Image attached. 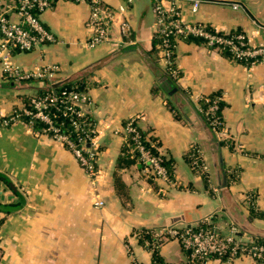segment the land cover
I'll return each instance as SVG.
<instances>
[{
    "label": "crops",
    "instance_id": "obj_1",
    "mask_svg": "<svg viewBox=\"0 0 264 264\" xmlns=\"http://www.w3.org/2000/svg\"><path fill=\"white\" fill-rule=\"evenodd\" d=\"M100 1L115 12L107 43H86L88 3L53 0L38 16L55 41L12 53L25 71L56 66L53 82L83 80L90 98L85 113L99 130L96 190L64 145L23 120L3 122L23 104V95L47 79L5 78L0 64V206L17 204L8 212L0 209V264H152L138 229L213 220L224 234L235 225L231 216L264 229V219L250 216L248 206L264 211V55L245 64L196 39H176L172 62L179 78L171 77L176 89L168 92L159 82L164 75L144 59L154 46V0ZM164 4L188 20L238 30L253 46L264 43V0H201L195 12L191 0ZM120 5L124 13L117 11ZM121 20L129 24L127 37L120 32ZM211 94L222 102L225 135L216 137L221 147L211 142L199 114L198 100ZM133 116L147 137L158 141L171 169L169 181L153 179L136 162L120 166L121 128ZM193 144L204 148L217 191L204 187L186 161ZM230 173L237 179L230 180ZM95 194L102 207L94 205ZM159 254L166 264L186 262L174 239L162 243ZM231 264L264 262L240 255Z\"/></svg>",
    "mask_w": 264,
    "mask_h": 264
},
{
    "label": "built area",
    "instance_id": "obj_2",
    "mask_svg": "<svg viewBox=\"0 0 264 264\" xmlns=\"http://www.w3.org/2000/svg\"><path fill=\"white\" fill-rule=\"evenodd\" d=\"M53 0H0V64L5 78L15 81H27L29 79H47L51 85L56 71V66H45L36 71L20 69L12 61L14 51H29L42 44L55 41L53 33L42 23L38 14L51 6ZM74 2H86L89 5V15L85 22L89 31L86 43L90 47L107 43L111 38V28L114 19V10L100 0H72ZM131 2V0H125ZM201 0H191L190 11L195 12ZM233 3V7H237ZM126 7L120 5L117 11L125 12ZM153 12L155 15L154 36L158 38L156 49L158 62L165 71L176 78L178 70L172 62V53L175 40L190 36L200 37L203 43L211 48L227 47L238 59H251L256 61L264 55V43L253 46L247 36L240 32L232 37H226L229 31H221L215 27L198 21H191L181 15L180 11L172 4L165 5L164 0H154ZM15 16V18H14ZM119 29L122 36H129V24L121 20ZM176 69V70H175ZM219 98H214L205 109L211 118L212 130L217 133L222 128L216 116L215 110ZM90 98L83 90H62L60 93H47L43 96H33L30 100L31 108L21 104L14 110L9 119L3 122L21 120L22 115L30 119H38L45 124L43 132L52 139L64 145L74 156L84 173L89 177L93 190L97 189L101 168L99 160V132L96 123L87 121L85 107ZM53 107L60 111L62 117L70 120V125L80 132V135L71 139L70 136L60 130L53 121L52 113L48 111ZM219 126V127H218ZM116 132V131H115ZM123 143L128 147L130 156L135 155V162L151 174L153 179L169 181V174L163 164V155L155 144H151L157 150L153 153L140 139L137 129L136 117H129L121 128ZM207 180L208 186L217 191V186L211 180V167L206 161L199 147L194 152L191 161ZM94 205L102 207L104 202L95 194ZM238 228L229 224L224 234H220L213 227H159L151 232V241L155 246L164 240H177L180 246L187 251L186 262L189 264L198 261L200 264H231L232 260L240 255H248L258 261L264 262V243L254 240L250 235H238ZM224 256V259L221 257Z\"/></svg>",
    "mask_w": 264,
    "mask_h": 264
},
{
    "label": "trees",
    "instance_id": "obj_3",
    "mask_svg": "<svg viewBox=\"0 0 264 264\" xmlns=\"http://www.w3.org/2000/svg\"><path fill=\"white\" fill-rule=\"evenodd\" d=\"M237 33H240V31L233 30V31H229L228 34H225L224 36L232 37V36L236 35ZM187 38L188 39L192 38V39H196L197 41L203 42L202 41L203 39L200 38V37H194V36L192 37V36H190V37H187ZM153 39H154L153 49L150 50V55L145 56L144 59L146 60L147 64H149V66H151L155 70L157 75L161 74V75L166 76L170 80L172 86L175 87L174 81L171 78V76L167 73V71H164V69L160 68L161 70H163V73L159 72L158 63H157L158 62V53H157V49H156V44L158 42V38L156 36H154ZM219 51L222 54H224L226 56H229L231 59H234V60H236L238 62H241V63H245L246 64V63L251 61V59L244 60V59L236 58L229 51V49L227 47H219ZM84 85L85 84H84L82 79L65 80V81H62L61 83H56V81H55L51 85H49L47 82L43 83V82L39 81L38 82V86L35 88V91L32 94L23 95L21 97V100H22L24 106H26L27 108H31L32 105L29 102H30V100H31V98L33 96H43V95H45L47 93H53V92L58 94L64 89L65 90H83L84 89ZM168 92H170V91H168ZM216 97L217 96L215 94L214 95L211 94V95L200 97V99L198 100V105H199L198 108H199V114L201 115L205 126L208 128V130L211 133V142L212 143L213 142H218L219 146L221 147V145H223V142L222 141H218L216 139L214 131L212 130V124H211V121H210L211 120L210 115L208 113H205V109L207 108L208 104ZM48 111L50 113H52V117H53L52 119L55 122V124H57L59 126L61 131H63L64 133L68 134L71 139L74 140L75 137L80 135V132L78 130L74 129L70 125V120L67 117H62L61 116L60 111H56L53 107H49ZM215 113H216V116L218 117V120L220 121V126L223 125L222 102L220 100H218V102H217V108L215 110ZM21 120H23L26 124L31 126L33 128V130H35L37 132H43V128H44L45 124L42 123L41 121H39L38 119H30L28 116L22 115ZM86 120L93 122L92 119H90L89 117H87ZM137 129H138V132L140 134V139L142 140V143L146 147H148L153 153H157L156 148L154 146H152L151 144L153 143L157 147L158 146V141L154 137H150V136L147 137L146 132L143 131L138 125H137ZM199 146H201V145L200 144L191 145L190 148L185 153V158H186V161L188 162V164L190 165L191 169L201 176L203 184H204V187H206V188L208 187L210 189V187L208 186V182H207L206 178L202 174H200V172L195 167H192V164H191V161H192V159L194 157V152H195L196 148L199 147ZM127 149H128L127 145L125 143H123L121 155L119 157L120 166H123L125 164H130V163L136 161L135 160V155L134 156H130V153H128ZM162 162L166 166L168 174H169V171H171V169L169 168V165H168L166 159L164 158V156H163V161ZM233 177L235 179H237L236 173H230V180ZM115 182L118 185L117 178L115 179ZM209 192H212V191L210 190ZM221 193H223V192H221ZM16 206H17L16 203H10L8 206L7 205L0 206V209L2 211L8 212L11 209L15 208ZM249 211H250L249 212L250 216L264 219V211H261L260 209L255 208L253 205H250ZM212 222H213V220L209 221V222H207L206 220H202V221H199V222L191 224V225H181V226H178V227H181V228L182 227H196V226L203 227V228L213 227L214 226V222L213 223ZM154 229H156V228H142V229H138L136 231V235H137L140 243H142V244L145 243L146 248L150 252L152 264H166V263H164L162 261V259L160 257L159 247H160V245L162 243H164V242H166L168 240H164L163 242L160 243V245L155 246L152 243V241H151V232ZM169 240H171V239H169ZM254 240L257 241V242H260V243H264V238H256V237H254ZM184 251L187 254V251L186 250H184ZM221 259H224V256H222ZM193 263L200 264L198 261H193V262H190L189 264H193Z\"/></svg>",
    "mask_w": 264,
    "mask_h": 264
},
{
    "label": "water",
    "instance_id": "obj_4",
    "mask_svg": "<svg viewBox=\"0 0 264 264\" xmlns=\"http://www.w3.org/2000/svg\"><path fill=\"white\" fill-rule=\"evenodd\" d=\"M159 82L161 86L163 87V89L167 91H174L176 89L175 87L172 86L170 80L166 76H162L159 79ZM231 218L233 219L234 224L240 228L239 234H241L242 232H245L252 237L264 238V229L255 228L251 225H246L244 223H241L237 221V219L233 216H231Z\"/></svg>",
    "mask_w": 264,
    "mask_h": 264
},
{
    "label": "rangeland",
    "instance_id": "obj_5",
    "mask_svg": "<svg viewBox=\"0 0 264 264\" xmlns=\"http://www.w3.org/2000/svg\"><path fill=\"white\" fill-rule=\"evenodd\" d=\"M176 70V69H175ZM177 77L176 78H173V79H176L175 81H177L178 80V78H179V71H178V73H177ZM198 103V102H197ZM198 107H199V105H198ZM214 134H215V137H217V138H221V137H223V135H225V129H224V127H223V125H222V128L219 130V131H217V133H215L214 132ZM199 148H200V150L203 152V154H204V148H202L201 146H199ZM204 157H205V159H206V156L204 155ZM206 161H207V159H206ZM208 162V161H207ZM209 164V163H208ZM210 166V165H209ZM201 174V173H200ZM251 196L253 197L254 195H252L251 194ZM251 199V197H250V195H248L247 194V196L244 198V201L246 200V202H245V204L247 205V200L248 199ZM252 199H254V197L252 198ZM249 203V202H248ZM248 206H250V204H248ZM247 207V206H246Z\"/></svg>",
    "mask_w": 264,
    "mask_h": 264
}]
</instances>
